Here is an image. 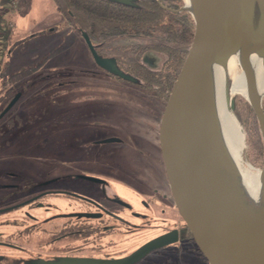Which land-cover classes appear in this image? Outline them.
Masks as SVG:
<instances>
[{"label": "flooded vegetation", "instance_id": "1", "mask_svg": "<svg viewBox=\"0 0 264 264\" xmlns=\"http://www.w3.org/2000/svg\"><path fill=\"white\" fill-rule=\"evenodd\" d=\"M92 1L120 19L131 18L132 10L143 2ZM165 6L174 10L181 7ZM71 10L66 5L60 10L67 23L66 35L75 32L83 36V31L71 24ZM82 39L91 59V66L83 71H89L93 78L58 79L59 93L67 92L71 83L72 89L79 91L73 99L76 107L63 108L43 118H38L39 111H30L26 118V122L32 121L31 134L37 135L39 148L44 147L41 148L44 152L58 149L57 157H39L37 163L54 164L61 171L0 180V264H39L40 260L62 258L122 259L162 235L171 241L129 264H211L178 211L165 171L160 123L172 89L169 91V59L159 51L145 49L140 64L130 74L118 63L115 54L118 48L106 46L104 41L96 46L90 38L99 55L114 58L116 65L128 75L122 77L101 67L84 36ZM85 99H101L104 102L99 104L108 106H114L112 102L117 100L139 108L123 110L129 118L124 130L113 125V132L98 135L97 131V135L85 139L84 134L93 133L92 127L102 122L92 118L98 113L96 109L78 104ZM14 119L22 123L21 119ZM71 140L74 151H69L74 148L70 147ZM104 144L111 146L98 147ZM90 146L92 152L87 150ZM123 147L131 149L138 161L124 158ZM93 167V171H86ZM156 170L165 176L164 185L153 179ZM126 188L141 196L137 203H131L123 195Z\"/></svg>", "mask_w": 264, "mask_h": 264}, {"label": "water", "instance_id": "2", "mask_svg": "<svg viewBox=\"0 0 264 264\" xmlns=\"http://www.w3.org/2000/svg\"><path fill=\"white\" fill-rule=\"evenodd\" d=\"M179 9L192 14L195 31L166 100L160 123L161 151L174 202L211 264H264V225L258 229L261 221L244 209L236 208L214 186L212 175L200 163L197 151L204 142L220 149V134L217 138L213 129L217 127L211 88L213 64L215 60L227 61L240 38L246 35L260 38L247 47L242 58V70L249 88L250 104L264 136V105L254 86L250 68V59L256 51L263 55L264 66V0H194V11L187 9L185 4ZM256 9L259 11L257 20ZM82 34L101 67L128 77L116 65L114 58L97 53L86 31ZM21 94L19 91L11 98L1 110L0 119ZM231 108H235V99H232ZM194 115H198L203 126V140H196ZM261 187L264 195V159ZM261 212L263 215L260 213L259 216L264 220V208ZM168 238L167 235L157 237L122 259L62 258L40 260L39 264H129L149 250L171 241Z\"/></svg>", "mask_w": 264, "mask_h": 264}, {"label": "rangeland", "instance_id": "3", "mask_svg": "<svg viewBox=\"0 0 264 264\" xmlns=\"http://www.w3.org/2000/svg\"><path fill=\"white\" fill-rule=\"evenodd\" d=\"M36 2L38 4V6H36L38 16L44 20H54L53 22H48L49 24L47 26L49 27L57 24L56 26L60 29V37L56 36L55 38L56 40L60 38V40L59 43L49 47L45 54L38 53L35 57L33 56V62L28 64V66L18 65L17 70L13 73L2 71L1 77L3 78V81L0 85V112L17 92L21 91L22 96L19 98L20 100L18 99L11 109L8 110L0 119V180L1 178H3V180H10L11 178L17 179L18 176H44L45 173H49L51 171H61V169L56 167L54 164L37 163V159H39V157H57L58 149H45L44 152V150L41 149L44 147H38L37 135L33 136L34 134H31L32 121L26 122L27 114L30 111H32L31 113L39 111L40 117L38 116V118H43L55 114L58 110L63 108H75L77 103L73 99L74 96L79 94V91L72 89L73 87L71 83L70 86L67 87V92L59 93L58 79L60 77H72L78 80L93 78L89 71H83L84 68L91 66L90 54L83 39L75 32H72L67 37V23L61 15L58 7L53 3V0H36ZM26 3L27 6L28 4L31 6L32 0H22L23 6ZM22 8L19 10L17 15L19 24L17 32H19L21 28L20 22L25 19L27 14L25 9ZM48 27L42 29L41 31L36 29L26 31V34H21V38L19 37L21 42L18 41L19 38H14L11 41L9 48L12 52H15L20 48V44L25 42L24 45L27 43L30 44L27 53H36L39 47L33 43L40 40L41 37L48 38L49 35H51V27L49 30ZM238 72L239 69L236 66L235 74ZM136 92L138 93V91ZM62 99L63 101L61 102ZM232 99H235V106L241 115V119L237 115L236 118L243 127L245 134V144L241 153V160L246 167H251L253 171H256L262 168L264 159V151L261 154L256 147L259 142L263 143L264 147V136L261 130V125L250 102L245 100L242 96H237L236 94L233 95ZM100 102L104 101L101 99H85L78 102L80 106L82 105V108L96 109L98 111V115L94 114L92 118L102 120L101 123H97L98 127H92L93 133L84 134L83 137L85 139L97 135V131L99 132L98 135H106L109 132H113V125H116V128L119 130H124L128 124L129 118L123 110L127 108H139L136 105L134 106L127 102L117 100L112 102L114 106L102 105L99 104ZM105 102L107 103V101ZM94 103H96V105H94ZM251 109L256 115L258 128L254 126V123L253 125H250ZM14 118H18L19 120L21 119L22 123L16 122ZM57 135L59 137V133H57L56 136ZM43 144H47V141ZM69 144L70 147H74L69 151H74V141H69ZM108 146L110 147L111 144H108ZM108 146L107 144H104L98 147ZM64 149L65 148H61V150ZM121 149L124 152V158L130 159L131 162L138 161L132 154L131 149L126 147ZM87 150L90 152L93 151L91 146ZM35 161L37 164H35ZM112 162L115 163V161ZM139 162H141V159ZM69 167L70 166H67V169H69ZM93 169L94 167L86 168V171L91 172ZM153 179L160 182L159 184H165V176L158 170H156ZM1 191L2 189L0 187V192ZM123 195L133 204L137 203V200L141 197L130 188H126L125 190L123 189Z\"/></svg>", "mask_w": 264, "mask_h": 264}, {"label": "bare ground", "instance_id": "4", "mask_svg": "<svg viewBox=\"0 0 264 264\" xmlns=\"http://www.w3.org/2000/svg\"><path fill=\"white\" fill-rule=\"evenodd\" d=\"M185 7L194 11V0H183ZM258 37L246 35L240 38L227 61L215 60L211 74L212 97L216 113L217 127L215 136L220 134V149L203 143L197 147L200 163L210 172L214 186L221 191L228 200L239 210L254 215L264 225L261 210L264 208V195L261 187V169L253 171L246 167L241 160V153L245 144L244 129L236 118L234 109L231 108L234 94L242 96L250 102L249 88L245 74L242 70V58L247 47L259 40ZM239 72L235 74V67ZM252 80L258 95L264 100V66L263 55L254 52L250 59ZM194 134L196 140H203V126L194 115ZM218 130V131H217ZM218 133V134H217ZM218 138V137H217ZM199 148V149H198ZM261 215L259 216V214Z\"/></svg>", "mask_w": 264, "mask_h": 264}, {"label": "trees", "instance_id": "5", "mask_svg": "<svg viewBox=\"0 0 264 264\" xmlns=\"http://www.w3.org/2000/svg\"><path fill=\"white\" fill-rule=\"evenodd\" d=\"M54 1L60 10L65 5L67 8H72L71 24L74 28L79 27L82 31H86L96 46L97 42L104 41L106 46L118 48L119 52L115 53L118 63L130 74L133 67L140 64V58L145 49H154L163 53L171 65L170 91L192 43L195 21L192 14L185 9L174 10L164 6L168 4L178 8L182 6L183 0H160L159 2L143 0L138 8L132 10L129 19H120L109 9L92 0ZM234 112L241 119L236 106ZM250 118V125L254 123V126L258 128L257 118L252 109ZM256 147L262 154L263 143L259 142Z\"/></svg>", "mask_w": 264, "mask_h": 264}, {"label": "crops", "instance_id": "6", "mask_svg": "<svg viewBox=\"0 0 264 264\" xmlns=\"http://www.w3.org/2000/svg\"><path fill=\"white\" fill-rule=\"evenodd\" d=\"M53 3L58 7L54 0ZM36 6H38L36 0H32L31 6H29V4L27 6V3L23 6L22 0H0V24L4 21H12L14 23L13 27L7 31L6 39L4 41V49L3 51H0V85L3 81V78L1 77L2 71L13 73L15 70H17L18 65L28 66V64L33 62V56L35 57L38 53L45 54L49 47L59 43L60 38L58 40H56L55 38L56 36L60 37V29L56 26L57 24L48 27V22H53L54 20L41 19L38 16V12H36ZM22 7L25 9L27 14L25 19L20 22L21 28L20 31L17 32V27L19 26L17 15ZM47 27L48 30L51 27V35H49L48 38L41 37L40 40L33 43L39 47H37L38 49L36 53H27L30 44L27 43L26 45H24L25 42L21 43L20 48L15 52H12L9 48L11 41L14 38H21L20 35L26 34V31H29L30 29L41 31L42 29H45ZM20 38L18 39V41L21 42Z\"/></svg>", "mask_w": 264, "mask_h": 264}, {"label": "built area", "instance_id": "7", "mask_svg": "<svg viewBox=\"0 0 264 264\" xmlns=\"http://www.w3.org/2000/svg\"><path fill=\"white\" fill-rule=\"evenodd\" d=\"M13 25L14 23L12 21H4L0 24V51H3L7 31L11 29Z\"/></svg>", "mask_w": 264, "mask_h": 264}]
</instances>
